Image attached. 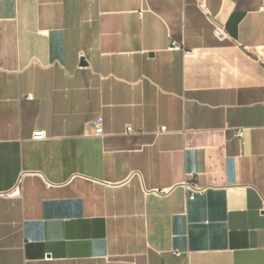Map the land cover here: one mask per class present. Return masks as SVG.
I'll list each match as a JSON object with an SVG mask.
<instances>
[{"label": "crops", "instance_id": "crops-1", "mask_svg": "<svg viewBox=\"0 0 264 264\" xmlns=\"http://www.w3.org/2000/svg\"><path fill=\"white\" fill-rule=\"evenodd\" d=\"M263 206L264 0H0V264H264Z\"/></svg>", "mask_w": 264, "mask_h": 264}, {"label": "built area", "instance_id": "built-area-1", "mask_svg": "<svg viewBox=\"0 0 264 264\" xmlns=\"http://www.w3.org/2000/svg\"><path fill=\"white\" fill-rule=\"evenodd\" d=\"M171 45H172L170 47L171 50L180 48L179 45H176V42L175 43L173 42V44ZM101 126H102V118L101 116H98V118L96 119V130H95V134L98 136L103 134V128ZM164 131L165 128H161L160 132H164ZM242 134H243V129H238L236 131L237 136L242 137L243 136ZM45 138H46V134L45 131L43 130H38L33 133V139L35 140H42ZM185 186L187 188L186 190L189 191L188 193L189 199H194L197 193L203 192L206 189L204 186H201L199 183H186ZM263 210H264V206H263Z\"/></svg>", "mask_w": 264, "mask_h": 264}]
</instances>
